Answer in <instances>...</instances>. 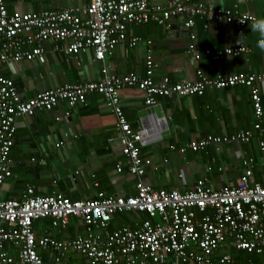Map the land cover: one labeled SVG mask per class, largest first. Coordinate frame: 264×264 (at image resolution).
<instances>
[{"label": "built area", "instance_id": "2783aa9c", "mask_svg": "<svg viewBox=\"0 0 264 264\" xmlns=\"http://www.w3.org/2000/svg\"><path fill=\"white\" fill-rule=\"evenodd\" d=\"M241 1L236 0L235 6ZM199 15L233 25L238 38L245 26L258 19L252 13L193 0H171L165 5L150 0H89L83 7L28 13L11 12L5 0H0V60H43L42 43L54 40L66 42V54L77 55L93 48L96 58L103 61L125 39L130 25L168 26L173 18L182 16L191 28ZM239 19L246 21L242 23ZM141 41V37H131L129 48ZM247 50L237 41L223 50L206 49L201 53L194 33L190 34L188 44L194 60L202 55L220 60ZM158 67L149 50L142 77L113 76L104 65L102 76L96 81L46 88L26 99L20 95L14 80L0 73V187L13 176L10 154L17 119L42 110L53 111L60 102L73 107L95 92L106 97L107 106L116 115L122 154L129 172L137 178L136 193L128 196L100 192L96 198L72 200L36 195L33 188H28L21 200L0 198V264H53L41 255L40 249L54 255V263L61 262L68 252L78 253L83 264H238L225 251L230 247L264 254V175L261 182L254 179L255 160L244 158L243 173L237 184L220 190L210 187L207 179L198 180L188 191L154 188L144 179L151 160L141 156L140 146L157 136L156 126L144 124L134 129L126 119L118 92L121 87H137L144 93L147 106H157L158 97L203 95L208 89L243 86L249 89L254 108L253 130L261 132L264 107L258 84L264 81V72L220 74L212 79L198 70L195 80L171 82L168 77L155 79ZM152 119L161 126L165 118L152 115ZM253 130L232 136L209 135L189 142L180 151H200L211 144L246 143L253 137ZM259 148L264 154L262 134ZM117 171L122 172L123 166H118ZM127 212L143 213L147 218L137 228L111 229L113 217ZM46 218L53 227L62 229L68 227L72 218H78L85 231L69 240H57L47 234L39 237L34 222ZM242 264H264V261Z\"/></svg>", "mask_w": 264, "mask_h": 264}, {"label": "crops", "instance_id": "0c3cea01", "mask_svg": "<svg viewBox=\"0 0 264 264\" xmlns=\"http://www.w3.org/2000/svg\"><path fill=\"white\" fill-rule=\"evenodd\" d=\"M150 1L165 5L171 0ZM193 1L252 13L257 18L264 13V0H243L238 6H235L236 0ZM5 3L11 12L28 13L83 7L89 0H5ZM194 22V26L188 28L181 16L173 18L168 26L130 25L125 39L108 52L103 61L96 58L93 48L69 55L64 50L66 42L48 40L42 43L43 60H0V73L12 78L22 98L26 99L46 88L96 81L102 76L104 65L113 76L134 74L142 77L149 50L159 64L155 72L157 81L164 77L171 82L192 81L197 79L198 70L212 79L220 74L264 72V52L256 47L258 34L249 30L251 25L242 29L241 42L247 47L246 52L220 60L203 55L194 60L188 51L191 33L196 35L201 53L206 49L223 50L238 41V31L231 24L206 15L196 16ZM133 36L141 37L142 41L129 48ZM258 89L264 107V81L259 82ZM118 92L126 119L134 129L144 124L156 126L157 136L140 146L141 156L151 160L144 179L154 188L188 191L200 179H207L209 186L216 190L233 186L243 173V159L250 157L255 160L254 179L263 180L264 154L260 151L259 140L261 134L264 135V116L262 131H254V108L248 88H213L203 95L158 97L157 106H147L144 93L137 87H121ZM152 115L165 118L161 126L154 123ZM16 129L10 154L13 176L0 187V198L21 200L28 188H33L36 195L72 200L96 198L100 192L125 196L136 193L137 178L127 168L117 118L103 94L91 93L85 102L73 107L60 102L53 111L42 110L32 116L19 117ZM247 130H253L254 135L246 143L211 144L200 151H180L193 140L209 135L232 136ZM120 165L122 172L117 171ZM146 218L143 213L116 214L110 228H137ZM35 224L39 237L47 234L57 240H69L85 231V225L78 218H72L64 229L53 227L49 218L37 220ZM225 251L230 252L238 264L253 262L241 261L238 253L244 251L232 247ZM40 253L53 264L84 263L75 252H68L59 263H54V255L49 252L40 249Z\"/></svg>", "mask_w": 264, "mask_h": 264}, {"label": "clouds", "instance_id": "9594fccd", "mask_svg": "<svg viewBox=\"0 0 264 264\" xmlns=\"http://www.w3.org/2000/svg\"><path fill=\"white\" fill-rule=\"evenodd\" d=\"M240 22H245L246 20H240ZM253 33L258 34V39L256 40V47L259 48L262 52H264V17L255 19L250 26L249 29ZM243 40V34L239 35L238 41Z\"/></svg>", "mask_w": 264, "mask_h": 264}, {"label": "trees", "instance_id": "16d2710c", "mask_svg": "<svg viewBox=\"0 0 264 264\" xmlns=\"http://www.w3.org/2000/svg\"><path fill=\"white\" fill-rule=\"evenodd\" d=\"M34 227H36V224L34 222ZM240 254V258H241V261H253V262H261V260H263L264 256L262 255H259V254H250V253H247L246 251L244 252H239L238 255ZM236 255V256H238Z\"/></svg>", "mask_w": 264, "mask_h": 264}, {"label": "water", "instance_id": "95a60500", "mask_svg": "<svg viewBox=\"0 0 264 264\" xmlns=\"http://www.w3.org/2000/svg\"><path fill=\"white\" fill-rule=\"evenodd\" d=\"M185 22H186V20H185Z\"/></svg>", "mask_w": 264, "mask_h": 264}, {"label": "rangeland", "instance_id": "374dc122", "mask_svg": "<svg viewBox=\"0 0 264 264\" xmlns=\"http://www.w3.org/2000/svg\"><path fill=\"white\" fill-rule=\"evenodd\" d=\"M77 255V254H76Z\"/></svg>", "mask_w": 264, "mask_h": 264}]
</instances>
